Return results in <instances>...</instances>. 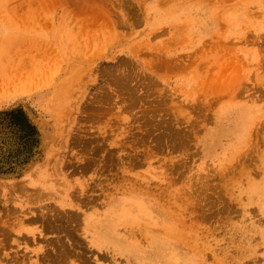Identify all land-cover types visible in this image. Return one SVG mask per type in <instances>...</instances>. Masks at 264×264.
Instances as JSON below:
<instances>
[{"label": "rangeland", "instance_id": "1", "mask_svg": "<svg viewBox=\"0 0 264 264\" xmlns=\"http://www.w3.org/2000/svg\"><path fill=\"white\" fill-rule=\"evenodd\" d=\"M0 264H264V0H0Z\"/></svg>", "mask_w": 264, "mask_h": 264}, {"label": "bare ground", "instance_id": "2", "mask_svg": "<svg viewBox=\"0 0 264 264\" xmlns=\"http://www.w3.org/2000/svg\"><path fill=\"white\" fill-rule=\"evenodd\" d=\"M231 98H232V97H231ZM53 99H55V98H53ZM53 102H54V101L52 100V104H53ZM237 113H238V112H237ZM172 139H173V138H172ZM181 139H182V138H181ZM6 140H8V139H6ZM174 140H175V138H174ZM184 140H185V139H184ZM168 142H169V141H168ZM173 142H174V141H173ZM180 143H181V142H180ZM167 144H168V143H167ZM170 145H171V143H170ZM179 145H180V144H179ZM182 145H183V144H182ZM172 147H173V146H172ZM176 147H177V146H176ZM184 147H185V146H184ZM174 148H175V147H174ZM16 188H18V187H16ZM16 188H15V189H16ZM16 191H17V190H16ZM31 194H32V192H31ZM83 199H84V198H83ZM87 202H88V201H87ZM133 207H134V206H133ZM124 208H125V207H124ZM49 211H50V210H49ZM57 213H58V212H57ZM69 213H70V212H69ZM61 214H63V213H61ZM66 214H67V213H66ZM74 214H75V213H74ZM77 214H79V213H77ZM55 215H56V214H55ZM112 215H113V214H112ZM116 215H117V214H116ZM60 216H63V215H60ZM64 216H65V215H64ZM78 216H79V215H78ZM108 216H109V215H108ZM72 217H74V216H72ZM76 217H77V216H76ZM76 217H75V218H76ZM117 217H119V216H117ZM61 218H62V217H61ZM97 218H98V217H97ZM69 219H70V217H69ZM115 219H116V218H115ZM37 220H38V219H37ZM51 221H52V219H51ZM67 221H68V220H67ZM76 221H77V220H76ZM52 222H53V221H52ZM87 222H89V221H87ZM193 222H194V221H193ZM45 223H46V222H45ZM74 223H75V222H74ZM78 223H79V221H78ZM47 224H49V223H47ZM50 224H52V223H50ZM91 224H92V223H91ZM45 225H46V224H45ZM76 225H77V223H76ZM50 226H52V225H50ZM55 226H56V225H55ZM64 226H65V225H64ZM78 226H79V224H78ZM47 227H49V226L47 225ZM57 227H60V226L58 225ZM61 227H62V226H61ZM61 227H60V228H61ZM65 227H66V226H65ZM49 228H50V227H49ZM132 228H133V227H132ZM63 229H64V228H63ZM65 229H66V228H65ZM65 229H64V230H65ZM55 231H56V230H55ZM89 231H90V230H89ZM94 234H95V233H94ZM57 237H58V236H57ZM69 237H70V236H69ZM60 238H61V237H60ZM50 239H51V238H50ZM62 240H63V239H61V241H62ZM77 240H78V238H77ZM52 241H53V240H52ZM56 241H57V240H56ZM56 241H54V242H56ZM70 241H71V240H70ZM70 241H69V242H70ZM72 241H73V240H72ZM72 241H71V242H72ZM94 241H96V240H94ZM99 241H100V240H99ZM58 242L60 243L59 240H58ZM66 242H67V241H66ZM51 243H52V242H51ZM56 243H57V242H56ZM77 243H78V241H77ZM66 244H67V243H66ZM66 244L64 243V246H65ZM52 245H53V244H52ZM57 245H58V244H57ZM60 245L63 246L61 243H60ZM70 245H71V244H70ZM73 245H75V244H73ZM95 245H96V244H95ZM47 246H48V245H47ZM71 246H72V245H71ZM57 247L59 248V246H56V248H57ZM66 247H67V246H66ZM66 247H64V249H65ZM104 247H105V246H104ZM62 248H63V247H62ZM70 249H71V248H70ZM72 249H73V248H72ZM65 250H66V249H65ZM56 251L59 252V251H61V249H59V250L56 249L55 252H56ZM111 251H112V249H111ZM55 252L50 253V254H54L55 257H54L53 255H51V257H50V254H49V253L47 254V255H49L50 259L52 258V260H54L53 257H54V258L57 257V254H56L57 252H56V253H55ZM67 252H68V251H67ZM67 252L65 251V253H63V254H61V253L59 252V254H61V256H59V254H58V256L61 258L62 255L65 256V254H67ZM70 252H71V251H70ZM52 256H53V257H52ZM64 256H63V257H64ZM66 256H67V255H66ZM66 256H65V257H66ZM59 257H57L58 260L56 259L55 261L58 262V261H59ZM102 257H103V256H102ZM45 259H46V258H45ZM64 259H65V258H63V260H64ZM61 260H62V259H60V261H61ZM55 261H54V262H55Z\"/></svg>", "mask_w": 264, "mask_h": 264}]
</instances>
